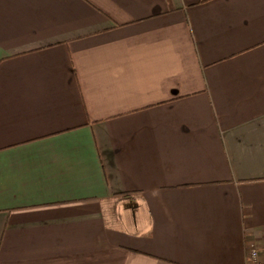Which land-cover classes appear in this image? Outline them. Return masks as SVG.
I'll list each match as a JSON object with an SVG mask.
<instances>
[{
    "label": "crops",
    "instance_id": "1",
    "mask_svg": "<svg viewBox=\"0 0 264 264\" xmlns=\"http://www.w3.org/2000/svg\"><path fill=\"white\" fill-rule=\"evenodd\" d=\"M253 245L264 0H0V264H252Z\"/></svg>",
    "mask_w": 264,
    "mask_h": 264
},
{
    "label": "built area",
    "instance_id": "2",
    "mask_svg": "<svg viewBox=\"0 0 264 264\" xmlns=\"http://www.w3.org/2000/svg\"><path fill=\"white\" fill-rule=\"evenodd\" d=\"M252 264H264V249L253 245L249 249Z\"/></svg>",
    "mask_w": 264,
    "mask_h": 264
},
{
    "label": "trees",
    "instance_id": "3",
    "mask_svg": "<svg viewBox=\"0 0 264 264\" xmlns=\"http://www.w3.org/2000/svg\"><path fill=\"white\" fill-rule=\"evenodd\" d=\"M120 198H132L133 197V193L131 192H125L123 194L119 195Z\"/></svg>",
    "mask_w": 264,
    "mask_h": 264
}]
</instances>
